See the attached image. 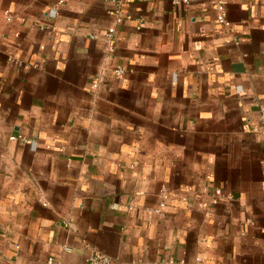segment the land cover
Segmentation results:
<instances>
[{"label":"crops","instance_id":"0c3cea01","mask_svg":"<svg viewBox=\"0 0 264 264\" xmlns=\"http://www.w3.org/2000/svg\"><path fill=\"white\" fill-rule=\"evenodd\" d=\"M97 253L264 264V0H0V263Z\"/></svg>","mask_w":264,"mask_h":264},{"label":"built area","instance_id":"2783aa9c","mask_svg":"<svg viewBox=\"0 0 264 264\" xmlns=\"http://www.w3.org/2000/svg\"><path fill=\"white\" fill-rule=\"evenodd\" d=\"M105 1H109V0H105ZM111 1L115 2L116 0H111ZM173 2L175 4H179V3L189 4L190 0H173ZM49 13H50L51 17L57 16V10H55V9L50 10ZM7 14H9V13L7 12ZM217 19L221 25H223L225 27L230 26V23L227 19V15H226V12H225L223 6L220 7V11L218 12ZM114 32H115V30L113 28H110L108 31V34L106 36V41H107V44L109 46H112L114 43V39H113ZM115 73L118 77H121L124 75L125 71H124V69H118L115 71ZM163 207H164V205L162 204L161 208L155 210V212L161 213ZM49 262H52V259H50ZM87 264H117V263L115 262V260L111 256L106 255V254L97 253V254H94L93 256H91L89 258Z\"/></svg>","mask_w":264,"mask_h":264}]
</instances>
